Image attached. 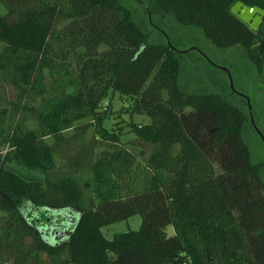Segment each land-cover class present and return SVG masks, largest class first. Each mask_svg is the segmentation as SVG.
Returning a JSON list of instances; mask_svg holds the SVG:
<instances>
[{
    "label": "trees",
    "instance_id": "16d2710c",
    "mask_svg": "<svg viewBox=\"0 0 264 264\" xmlns=\"http://www.w3.org/2000/svg\"><path fill=\"white\" fill-rule=\"evenodd\" d=\"M142 1L173 47L164 22L241 47L264 77V19L252 31L230 12L264 0ZM0 6V264H264L263 164L223 71L120 0ZM116 93L117 113L151 122L108 126ZM134 216L138 229L104 235Z\"/></svg>",
    "mask_w": 264,
    "mask_h": 264
},
{
    "label": "rangeland",
    "instance_id": "374dc122",
    "mask_svg": "<svg viewBox=\"0 0 264 264\" xmlns=\"http://www.w3.org/2000/svg\"><path fill=\"white\" fill-rule=\"evenodd\" d=\"M120 1L129 7L135 20L145 31L150 30L148 13L143 4L139 3L137 0ZM0 11L4 12V9L1 6ZM151 20L153 22L152 17ZM162 26L171 34L173 41L180 49L183 50L195 47L192 45L197 43L200 48L206 51L214 63L227 67L230 70L235 86L237 84V89L241 92L243 91V93L247 94L250 98L254 117L264 133V77L257 76L256 69L246 57L244 50L241 47L219 49L207 41L202 32L197 29H191L189 31L183 27H178L179 25L177 26L174 23H170L168 25L165 24V22L162 23ZM262 53H264V45ZM9 90L10 95L13 97L12 89L10 88ZM238 100L239 99L236 98V101ZM124 106H126V103L122 96L116 93L113 100V111L115 114L108 122V126L116 124L117 122H122L124 125L130 121L142 124L151 122L147 115L130 116L129 114L117 113ZM126 130H128V128H126ZM70 132L71 131H69V133ZM243 139L249 146L253 161L263 164L261 168V177L264 180V142L259 138L255 130L252 129L250 124H248L244 130ZM122 140L131 151L135 153L139 151V147L134 145L137 140L133 133H126L122 137ZM58 164L59 166L62 165L60 161H58ZM7 168L29 181L44 180V174L41 171L31 170L15 163H8ZM81 174L83 177L87 176V172L85 170L82 171ZM139 225V216H134L128 221H121L105 227L103 229V233L107 238H111L115 233L123 232L128 229H138ZM166 231L168 235L174 234V229L171 226L167 227Z\"/></svg>",
    "mask_w": 264,
    "mask_h": 264
},
{
    "label": "water",
    "instance_id": "95a60500",
    "mask_svg": "<svg viewBox=\"0 0 264 264\" xmlns=\"http://www.w3.org/2000/svg\"><path fill=\"white\" fill-rule=\"evenodd\" d=\"M141 4H143L146 7L147 13H148V18L150 23L155 26V24L152 22L151 20V15L150 12L148 10V7L146 6V4L142 1V0H138ZM230 12L235 15L239 20H241L243 23H245L246 25L249 26V28L252 31H257L264 19V9L258 7V6H248L247 4L241 2V1H237L231 8H230ZM157 29L164 35V37L166 38L167 42L169 45H171L169 37L167 35V33L162 30L160 27H157ZM172 46V45H171ZM173 47V46H172ZM174 50H176L179 53L185 54L188 51L191 50H197L199 51L196 47H190L187 49H178L173 47ZM262 48H263V43L260 44V51L262 52ZM203 57L214 67L220 69L221 71H223L228 80H229V85H230V89L233 93L237 94L241 99H243L246 102L247 105V109L249 111V118H250V122L256 132V134L259 136V138L264 142V133L262 131V129L260 128V126L258 125L255 117H254V113H253V109L250 103V98L248 97L247 94L239 91L234 84L233 81V77L232 74L230 72V70L227 67H224L222 65H218L216 63H214L207 55L203 54Z\"/></svg>",
    "mask_w": 264,
    "mask_h": 264
},
{
    "label": "flooded vegetation",
    "instance_id": "af4514ba",
    "mask_svg": "<svg viewBox=\"0 0 264 264\" xmlns=\"http://www.w3.org/2000/svg\"><path fill=\"white\" fill-rule=\"evenodd\" d=\"M157 27H159V26H157L156 24H155V26H154V28H157ZM199 51H197V50H195L200 56H202L203 57V54H204V52L200 49V48H198V47H196ZM204 55H206V54H204ZM204 58V57H203ZM205 59V58H204ZM206 60V59H205Z\"/></svg>",
    "mask_w": 264,
    "mask_h": 264
}]
</instances>
